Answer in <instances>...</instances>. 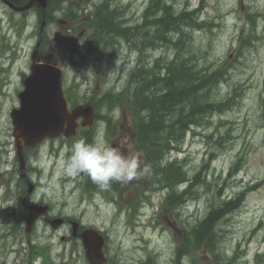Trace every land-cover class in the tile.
I'll return each instance as SVG.
<instances>
[{
  "label": "rangeland",
  "instance_id": "374dc122",
  "mask_svg": "<svg viewBox=\"0 0 264 264\" xmlns=\"http://www.w3.org/2000/svg\"><path fill=\"white\" fill-rule=\"evenodd\" d=\"M72 1L77 2L76 4L79 3L78 0ZM99 1L93 0L94 4ZM106 1L112 4L109 10L118 11L122 19L132 18L131 21L138 23L150 0ZM201 1L205 5L202 18L215 25L212 28L213 35L197 33L195 35L196 42L210 41L213 48L212 57L216 61L215 66H229L230 79L224 83L219 95L224 98L234 84L241 85L243 93L237 100L238 102L231 105L233 106L231 109L227 108L228 111L224 113V116L217 115L211 118V123L207 122V118H205L201 126L193 128L194 131L187 134L189 137L184 148L189 161L182 164L181 169L185 172L184 175L189 178L194 175L200 176H197L196 182L198 183L193 188L195 198L179 207L181 217L166 216L158 208L150 211V204L147 202L142 210V223L138 225L137 220L127 211L121 214L116 212V206L82 204L80 194L74 191L75 185L63 184L62 180L67 174L59 168L60 161L66 160L65 156L68 157L67 152L70 145L81 139L72 140L70 144L58 142L51 145L54 153L61 149L58 159L53 156L54 153L49 157L48 147L43 148L40 157L41 163L32 165L34 169L37 168L41 172V175L33 172L39 177L40 184L29 195V199L32 202L41 198H44L45 201L48 200L47 202L51 201L56 211L64 210L65 214L74 215L73 217L83 220L85 225L96 226L106 233L108 236L107 253L111 264H169L176 244L171 238V232L176 233L182 227L194 230V227L210 212L209 203L212 202L215 205L216 202L233 199L247 185L264 180V106L262 104L264 97V38L252 40L250 46L246 44L241 49L242 54H239L236 49L241 38L245 39L252 33V28L247 23L249 16L256 17V33L260 36L264 35V0H177L176 8L181 9V6L189 3L196 8ZM80 5L83 10L82 15L88 16L92 11V4L90 6ZM52 9L54 13L58 12L59 14L66 11V6L62 1L56 2ZM31 18L32 11L28 14V19ZM20 21L19 17L8 15L0 22V30L9 27L20 28ZM38 33L39 26L34 19L28 26L30 47L34 44V37ZM90 35L91 33L88 34V38ZM59 36H63L62 31ZM139 41L143 42L144 39ZM54 42L56 45L50 44L48 47L49 53L68 55L69 49L66 44L62 46L59 44V37L57 40L54 37ZM152 48L155 49L154 46L147 43L137 55L123 40H118L110 49H99V52L93 50L102 56L101 66L94 64L95 59L92 54L84 52L77 62L76 74L80 92H74L75 96L81 98L88 88L97 89V83L92 82L96 76L103 84H106V81H111L117 85L121 83L128 85L133 67L142 63L143 68L147 64L145 56L152 57V59L162 57L165 62H170L173 59L172 51L164 49L154 55L151 53ZM161 54L163 55L159 56ZM67 76L68 86L75 85L72 81L75 78L71 79L69 70ZM86 80L89 81L84 84L83 82ZM14 87L12 85L6 89L5 94L4 92L0 93L1 179L4 176V168L1 167V163L5 167L8 166L6 153L9 158H12L13 155L12 143L14 141L9 113L12 108L18 106L15 89L22 88L18 85L16 88ZM113 110L114 103L106 101L101 105L100 113L103 115ZM125 130L127 131V128ZM231 136L232 139L228 140ZM4 144H8V147L5 148ZM132 146L131 142L125 143L124 151L129 158H134L137 161L138 156ZM211 153H214L212 171L205 175L208 172L205 169L206 166L203 169L201 166ZM239 154L243 155V162L240 169L236 170L232 166ZM140 155L142 156L141 153ZM208 160L213 161L210 158ZM228 171L229 174H227ZM218 174H222V177L220 178ZM72 178L78 179L79 176H72ZM45 180H49L48 184H44ZM4 185V182L0 183V211L6 210L13 205V202L15 206L17 200L15 186L13 190H9L8 187H3ZM131 188L130 184L125 187L123 206L127 205L133 197ZM92 192L89 189L86 196L92 195ZM162 196V193L152 194L151 201L157 204ZM225 217L226 222L224 219L223 230L218 231V236L213 241V244L220 247L218 249L216 247V250L223 255L226 254L232 264H264V184L260 189L247 196L239 211H233ZM149 218L150 221H148ZM18 219H20L18 212L13 217L5 216L0 212V264H46L41 258L29 260L30 254H33L32 246L37 248L38 253L46 255L50 259L49 264H89L79 242L63 244L60 242L61 236L54 234L44 225L38 228L31 239L25 238L24 226L20 224L14 227ZM158 221L161 225L158 224ZM153 224L160 226L155 229ZM13 227L14 229H12ZM64 232L62 230L59 233ZM218 243L219 245H217ZM237 251H240V255ZM150 252L156 253V257H150ZM200 254L209 262L208 254L204 251ZM258 254L262 257L258 258Z\"/></svg>",
  "mask_w": 264,
  "mask_h": 264
},
{
  "label": "trees",
  "instance_id": "16d2710c",
  "mask_svg": "<svg viewBox=\"0 0 264 264\" xmlns=\"http://www.w3.org/2000/svg\"><path fill=\"white\" fill-rule=\"evenodd\" d=\"M50 1L53 3V0ZM199 12L176 9L166 0H152L145 13L146 21L132 32L123 27L118 11H107L106 17L100 16V34L103 36L93 43V50L99 52V49H110L118 40L131 41L137 37L154 46V52L163 45L173 51L170 62H165L162 57L152 59L145 56L147 64L143 68L142 63L135 65L123 93L109 97L114 105L124 106L136 118L140 133L137 142L144 151L145 163L152 170L150 179L159 186L169 185L172 203L194 198L193 188L200 175L191 179L187 190L178 195L175 187L188 177L184 175L180 163H167L170 151L180 150L191 129L201 126L209 115L223 111V101L229 99L219 95L221 85L230 79L229 66H215L216 62L209 57L211 47L206 49L195 42L194 33L211 25L198 21ZM237 90L234 84L232 92ZM245 196L246 192H243L237 195L235 201L224 202L219 209L211 210L199 225L200 238L207 236L215 241L218 231L221 232L213 229L215 223L221 217L226 221L225 216L236 211ZM189 243L193 244V238L189 239ZM31 248L33 252L36 249L34 246Z\"/></svg>",
  "mask_w": 264,
  "mask_h": 264
},
{
  "label": "water",
  "instance_id": "95a60500",
  "mask_svg": "<svg viewBox=\"0 0 264 264\" xmlns=\"http://www.w3.org/2000/svg\"><path fill=\"white\" fill-rule=\"evenodd\" d=\"M45 6L46 0H37ZM34 5L32 1L30 6ZM22 108L15 118V137L22 143L34 147L45 138H55L61 134L71 137L76 134V120L84 118L86 125L94 117V109L89 106H78L73 112H68L67 102L61 86V72L48 66H34L32 75L25 81V91L20 94ZM21 156V151H18ZM38 213L30 209L26 221L27 231H30L34 220L44 211L38 208ZM55 222V227L57 223ZM75 233V231H74ZM86 256L91 264H106L102 249L104 237L95 230H86L82 234Z\"/></svg>",
  "mask_w": 264,
  "mask_h": 264
},
{
  "label": "clouds",
  "instance_id": "9594fccd",
  "mask_svg": "<svg viewBox=\"0 0 264 264\" xmlns=\"http://www.w3.org/2000/svg\"><path fill=\"white\" fill-rule=\"evenodd\" d=\"M118 111V110H117ZM59 168L68 175H85L100 189L107 190L113 181H130L137 173V161L121 153L119 147H110L102 134L93 142H74L67 160H61ZM187 264V259L182 260Z\"/></svg>",
  "mask_w": 264,
  "mask_h": 264
},
{
  "label": "flooded vegetation",
  "instance_id": "af4514ba",
  "mask_svg": "<svg viewBox=\"0 0 264 264\" xmlns=\"http://www.w3.org/2000/svg\"><path fill=\"white\" fill-rule=\"evenodd\" d=\"M2 2L5 4V1L0 0V3L5 9H7ZM26 2L27 0H23L22 3L16 4V6H23ZM7 10H9L10 15L11 13H14L13 16L19 17L21 21L19 25L20 28L9 27L8 36L5 38L0 36V87H10L12 85L17 86L18 83H23V73L29 67L28 53L26 52V49L29 45L26 25H28L30 21V19H28V14L32 10L24 13H17L11 9ZM54 14H58V12H55ZM68 32H72L71 27H69ZM51 62L52 61L50 59L49 63ZM27 154L33 158V153ZM36 175L37 174L33 173L32 171H30L28 175L30 182L35 185L33 187V190H35L40 184V182H38L39 177H37ZM13 180H15L17 185H22L24 182L21 178L18 177H13L11 181ZM95 186L96 184H94L90 180L87 187L90 190H95ZM71 239L72 237L70 235L63 236L61 238L62 241L67 242L71 241Z\"/></svg>",
  "mask_w": 264,
  "mask_h": 264
},
{
  "label": "bare ground",
  "instance_id": "6f19581e",
  "mask_svg": "<svg viewBox=\"0 0 264 264\" xmlns=\"http://www.w3.org/2000/svg\"><path fill=\"white\" fill-rule=\"evenodd\" d=\"M32 10V9H31ZM31 10H29V11H31ZM173 25V24H172ZM194 40V39H193ZM135 68V66L133 67V69ZM178 74V73H177ZM170 158H171V154H170ZM57 159V158H56ZM54 161V160H53ZM48 182H49V180L48 181H46L45 180V182H44V184H48ZM11 184H13V186H20V185H16V182H15V180H13V181H11ZM33 192V188H32V190H31V192L29 193V195L31 194ZM79 215V214H78ZM74 216V215H73ZM9 217V216H8ZM226 222V221H225ZM165 233V232H164ZM217 245H219V244H217ZM217 247V246H216ZM219 247V246H218Z\"/></svg>",
  "mask_w": 264,
  "mask_h": 264
}]
</instances>
